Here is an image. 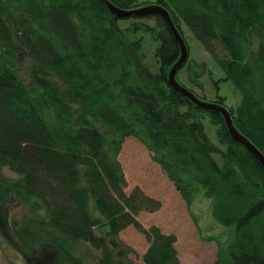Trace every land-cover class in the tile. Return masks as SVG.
I'll return each mask as SVG.
<instances>
[{"label": "trees", "instance_id": "obj_1", "mask_svg": "<svg viewBox=\"0 0 264 264\" xmlns=\"http://www.w3.org/2000/svg\"><path fill=\"white\" fill-rule=\"evenodd\" d=\"M109 1L125 10L147 3ZM154 3L169 11L187 47L182 24L194 34L240 92L228 108L233 123L264 154V0ZM179 56L157 13L117 16L102 0H0V202L27 207L11 223L34 251L27 264H125L118 254L130 248L119 233L130 225L149 242L145 264H179L175 236L136 218L160 200L139 187L125 191L117 155L129 136L188 205L200 191L212 200L215 221L234 229L230 264H264V169L221 113L169 84ZM214 101L225 106L222 96ZM80 244L99 254L78 253Z\"/></svg>", "mask_w": 264, "mask_h": 264}, {"label": "rangeland", "instance_id": "obj_2", "mask_svg": "<svg viewBox=\"0 0 264 264\" xmlns=\"http://www.w3.org/2000/svg\"><path fill=\"white\" fill-rule=\"evenodd\" d=\"M142 1H146V5L155 4V0ZM154 22L150 20L151 24ZM182 28L188 44V58L177 74L179 83L202 100L216 103L214 100L222 96L226 108L237 107L241 100L240 92L231 82L224 80V72L194 34L184 24ZM151 48L150 44L144 49L148 62L153 60ZM218 53L219 56L225 55L219 47ZM26 64L27 60L24 59L21 63L24 71ZM201 64H204V72L198 66ZM204 122L210 138L217 142L213 126L207 118ZM117 159L127 182V193L134 187H139L147 195L160 200L159 209L141 211L136 218L145 228L157 226L163 233L175 236L179 264H215L218 260L220 264H230L225 251L226 245L233 238L234 229L215 221L211 212L212 200L203 191L198 192L188 205L160 165L152 159L151 152L135 137L124 139ZM2 173L11 178L18 177L7 167H3ZM26 211L27 207L17 204L12 197L4 203L0 202V264H27L26 258L34 252L17 239L11 226L14 218L22 221ZM119 239L130 248L128 252H119L118 258L121 261L125 264H145L142 256L148 249L149 242L142 233L130 225L119 233ZM84 249L99 254L87 244H80L76 251L83 253ZM91 261V258L87 260L89 264Z\"/></svg>", "mask_w": 264, "mask_h": 264}, {"label": "water", "instance_id": "obj_3", "mask_svg": "<svg viewBox=\"0 0 264 264\" xmlns=\"http://www.w3.org/2000/svg\"><path fill=\"white\" fill-rule=\"evenodd\" d=\"M102 1L107 6L109 11L117 16H129L132 14L143 16L147 14L157 13L163 17V19L166 22V25L168 26L169 31L174 36L180 48V56L178 60L172 65V67L170 68L168 72L169 84L175 90L179 91L182 95L186 96L191 102H193L197 106H200L207 110L216 111V112L221 113L227 125V128L229 130L231 137L237 143L243 145L249 152H251L253 156L258 160L262 168L264 169V154L250 141V139H248L245 135H243L241 132H239L236 129L233 123L231 113L228 110V108L218 103L208 102V101L200 99L193 91L186 88L184 85H182L176 80V73L178 72L180 68H182V66L187 61L188 49L184 41V38L182 37L175 23L173 22L169 14V11L164 6L157 4V3L141 6L135 9H131V10H125V9L115 6L109 0H102Z\"/></svg>", "mask_w": 264, "mask_h": 264}]
</instances>
